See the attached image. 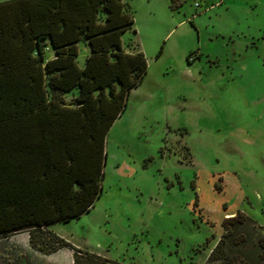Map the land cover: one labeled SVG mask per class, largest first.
Masks as SVG:
<instances>
[{"label": "rangeland", "instance_id": "1", "mask_svg": "<svg viewBox=\"0 0 264 264\" xmlns=\"http://www.w3.org/2000/svg\"><path fill=\"white\" fill-rule=\"evenodd\" d=\"M126 1L122 42L147 73L107 134L100 197L48 228L117 264H207L224 218L264 228V0ZM0 264H73V251L40 254L22 231L0 239Z\"/></svg>", "mask_w": 264, "mask_h": 264}, {"label": "trees", "instance_id": "2", "mask_svg": "<svg viewBox=\"0 0 264 264\" xmlns=\"http://www.w3.org/2000/svg\"><path fill=\"white\" fill-rule=\"evenodd\" d=\"M133 24L126 0L0 2V239L25 231L40 254L117 264L48 227L78 219L102 193L107 134L147 73L144 54L122 42ZM221 226L207 264H264L262 226L242 212Z\"/></svg>", "mask_w": 264, "mask_h": 264}, {"label": "crops", "instance_id": "3", "mask_svg": "<svg viewBox=\"0 0 264 264\" xmlns=\"http://www.w3.org/2000/svg\"><path fill=\"white\" fill-rule=\"evenodd\" d=\"M86 53H88V50H86Z\"/></svg>", "mask_w": 264, "mask_h": 264}]
</instances>
